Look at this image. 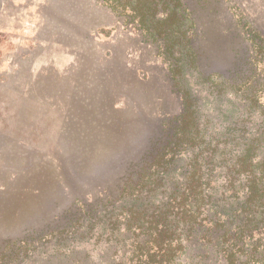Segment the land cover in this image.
Segmentation results:
<instances>
[{
	"label": "rangeland",
	"instance_id": "1",
	"mask_svg": "<svg viewBox=\"0 0 264 264\" xmlns=\"http://www.w3.org/2000/svg\"><path fill=\"white\" fill-rule=\"evenodd\" d=\"M185 3L207 73L237 66L236 20L264 32V0ZM179 110L155 48L96 0H0V247L117 190Z\"/></svg>",
	"mask_w": 264,
	"mask_h": 264
},
{
	"label": "trees",
	"instance_id": "2",
	"mask_svg": "<svg viewBox=\"0 0 264 264\" xmlns=\"http://www.w3.org/2000/svg\"><path fill=\"white\" fill-rule=\"evenodd\" d=\"M96 1L155 48L180 110L117 190L6 241L0 264H264V32L236 20L237 66L207 73L185 0Z\"/></svg>",
	"mask_w": 264,
	"mask_h": 264
}]
</instances>
